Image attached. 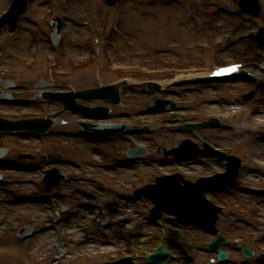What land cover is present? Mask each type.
Returning <instances> with one entry per match:
<instances>
[{"label": "rangeland", "instance_id": "374dc122", "mask_svg": "<svg viewBox=\"0 0 264 264\" xmlns=\"http://www.w3.org/2000/svg\"><path fill=\"white\" fill-rule=\"evenodd\" d=\"M8 1L0 0V12L6 7ZM135 1L127 0V11L121 27L122 35L125 38L123 36L120 38L122 45L119 51L122 54H119L118 58L122 62L123 60L136 62L135 58L133 59L134 53L145 47L148 48V55L143 60H145L148 66L151 65L150 68L154 69L158 68V64L154 61H158L159 59L174 60L178 58L177 60L182 61V69L186 68V70L190 69V67L207 66L210 63L224 65L236 61H259L255 56L261 55V49L256 47L253 39L240 41L235 46H230L227 36L243 35L248 31L254 30L259 24H264L262 16L260 21L256 22L247 21V18L241 15L239 11V13H234V15H228L226 10L231 11L233 9V3L231 2L227 4L216 2L204 4L203 0H185L172 4L165 0H139L143 1V5H146V3L156 5V7L145 10L138 3L134 5ZM59 4L60 0H33V12L27 14L24 21L20 23L19 30L21 33L9 37L5 29H0V54H3V49L11 52L10 54L14 58H10L6 62L10 64L9 67H14L16 71V74H11L10 76L0 74V81L10 80L11 78L14 81L17 80L15 83L23 86L24 88L21 91H24L33 90L36 82L40 80H46V82L51 83L54 90H82L101 87L116 79V75L107 76L95 73L93 71V64L91 63L82 65L79 69L70 73L68 77L55 78L48 75L46 67L48 68L54 59L53 46L49 42L51 30L48 21L58 16ZM82 5L85 6L90 16L95 19L100 14L104 17L108 16V25L114 13L113 10H107L102 0H71L70 15L66 14L65 18L67 23L63 30V35L65 36L63 48L75 62L81 59L86 62L92 55L90 50L81 42L87 40L88 34L86 31L91 34L93 33L95 25L83 27L82 21L76 19V15L79 14ZM42 14L47 15L48 19L46 18V22H42ZM196 27L198 28L197 30L195 29ZM213 41H223L224 44L221 47L227 50V52L221 54L224 52L221 47L210 53H200L198 50H195L191 56L184 52L168 51L166 52L167 58H164L158 55V52L152 50V47H159L160 50H164L167 45L172 43H177L175 45L180 47V44L185 46L192 43H210ZM125 44L134 48L130 49ZM180 49L183 50L182 47ZM95 53H97L94 56L95 59L99 58L101 54L99 52ZM43 64H45V68ZM24 66L31 67L25 73H22ZM141 73L145 76L139 79H147L152 75L150 72ZM151 79L156 78L151 77ZM247 82H232L225 84V86L209 84L193 86L194 91L189 93L190 95L187 96V100L197 101L200 104L191 105L188 108L185 105L187 109L185 115H183L185 119L182 115L178 116L182 118V121L188 122L204 121L207 118L215 117L221 123V127L218 129L193 133L178 132L173 126L175 123L166 120L169 118L167 115L143 116L142 124L139 127L133 128L137 133L132 136V139L137 144L144 145L151 150L159 146L170 148L180 144L184 139H191L198 144L206 141L242 159L243 173L240 187L245 190L256 189L264 193V90H258L255 100L250 103H244L241 96L254 89V86ZM179 96L183 98L184 95L181 92ZM138 100L141 101L139 96L131 93L126 99H122L119 110L122 109L131 113L137 112L141 107V103ZM51 107L54 110L59 109L56 104L52 105L35 101L33 104L11 108L0 105V113L9 117L18 114L22 116V119H25L27 118L26 115L30 113L45 112ZM59 119L57 117L54 120L58 121L56 124L54 123L57 129L75 127L73 124L76 119L75 117L66 114L61 118L62 122ZM71 140H77L80 146V153L57 148L50 150L49 155H55V159L59 160V162L73 157H77L81 161H89L92 159L91 149H94V154H97V156H102L104 151L112 150L113 152L110 157L111 161H114L119 157L117 154L119 150L131 146L126 143L118 145L117 143H120L118 140L95 143L75 137ZM42 141H40L41 144ZM0 143L4 146H15L17 148L15 154H8L11 160L6 157L1 162L2 164H6L9 160L10 162L13 160V162L16 161V166L28 162V157L23 155L24 152L40 146L38 142L31 139H19L9 135L1 136ZM142 159L146 162L136 165V172H141V175H143L141 178L145 181L148 180L147 177L151 173L162 174L165 171L171 172L170 168L163 169L155 163L159 159L157 156L149 155ZM17 161L19 162L17 163ZM199 161L195 160L186 163L191 165L186 166L185 169L188 168L194 171L204 170L203 167L194 165ZM13 162L6 165L11 166ZM204 163L206 171L210 169L216 171L221 168V166H217L209 159ZM8 166H5L4 171L0 169V175L3 177L1 179L4 182L3 185H0V200L6 197L5 194L17 191L12 186L13 182L17 181V179L24 184L23 186L26 190L28 189L26 191L28 195L34 196L36 193L43 192L42 185L36 182L38 177H35V180H33L35 176L34 172H20L12 170ZM114 175L117 180L125 177L128 183L132 181L129 179V174H126L124 171L115 172ZM115 189V183L111 187L100 189V192L103 193L101 197L102 204L108 203V200H106L108 197L117 196L118 198L117 194H124L123 191ZM87 194L85 190H82L81 192H77L71 201L65 200L63 203H80ZM245 194L250 193L239 195L233 207L223 210L218 227L221 230V234L228 240L241 239L245 244L251 246L255 250L257 258L255 260L243 261L238 253L234 251L235 253L232 254L227 264H264V195L250 196ZM243 198H247V201H243ZM219 200V204L224 206L222 205V198ZM230 205L232 206V204ZM111 207L109 205L107 208L110 210ZM149 207H151L150 204L145 201L143 203H130L126 208V203L122 201L120 208H113L112 218L118 217L123 221L121 231L127 230L131 233L130 237H127L126 244L131 248L134 259L138 264H147L144 260L145 255L152 253L160 242L166 243L167 249L172 253V260L169 264H192L185 261L187 257L191 258V261L209 264L208 258L210 255L205 254L203 249L206 243L211 241L213 237L193 230H187L186 227L182 229L173 224L164 225L165 221L158 227L150 226L146 223V210ZM44 210H49V206H45L41 202L19 203L15 205L8 202L0 204V217L8 216L7 226L10 227H23L32 224V228H34L38 225H33V223H36L34 220L36 219L35 215ZM94 215L100 216L99 220H103L104 218L100 214L89 213L87 211L83 221H77L76 219L72 222L67 221L63 225V228L55 231V234H42L25 241L22 245L17 243L15 234L11 237H0V264H16L17 260L28 264L37 257H48L53 252L52 246L59 244V242L63 244H59L61 247H64L66 250L68 248L70 252L61 256L58 263H54L55 259L52 260L51 258L44 264H72L74 263L72 260L76 256L77 247L74 243V238L69 239L65 234L80 229L81 226H88L89 232H95L100 239L93 247L88 248L86 246L85 249H82V252L88 255L85 259L87 262L99 264L113 259L114 255L116 257L122 255L125 251H119L118 253L117 251H113L117 250L118 246H112L114 243L113 238L110 239V242L104 240L105 234L103 233V230L113 233L117 237L116 239H119L118 242H121V236L116 234V231L120 227L111 225L108 222L106 223V229L105 227H101L102 229L98 230L95 226L88 225L87 223V217ZM137 223L142 225L141 229L137 227ZM45 224H49V221L45 220ZM45 224H40L39 226L42 227ZM165 238H173L175 242H190L192 245L189 248L183 247L182 252L177 245H171L170 241H163ZM229 252H233V249L231 248ZM101 254H104V256H101ZM6 255L11 256L5 257ZM9 257H14L16 260L13 262L9 261Z\"/></svg>", "mask_w": 264, "mask_h": 264}, {"label": "snow or ice", "instance_id": "6c2138e0", "mask_svg": "<svg viewBox=\"0 0 264 264\" xmlns=\"http://www.w3.org/2000/svg\"><path fill=\"white\" fill-rule=\"evenodd\" d=\"M235 69H222V72H229V71H234Z\"/></svg>", "mask_w": 264, "mask_h": 264}]
</instances>
